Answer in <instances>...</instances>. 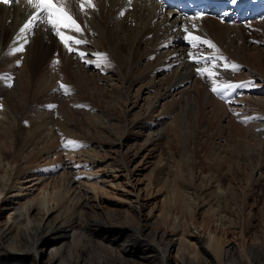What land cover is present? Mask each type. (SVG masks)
I'll list each match as a JSON object with an SVG mask.
<instances>
[{
  "label": "bare ground",
  "instance_id": "bare-ground-1",
  "mask_svg": "<svg viewBox=\"0 0 264 264\" xmlns=\"http://www.w3.org/2000/svg\"><path fill=\"white\" fill-rule=\"evenodd\" d=\"M94 3L96 9L89 8L85 15L80 12L79 0L58 2L59 7L78 20L83 34L60 30L87 41L79 46L70 43L74 49L71 53L51 31V25H46L47 20H34L31 31L19 35V28L35 13V8L27 2L0 4V118L8 128L4 130L0 125V194L11 191L18 195L54 171L46 165L33 167L32 164L54 149L89 155L86 156L87 165L84 162L81 166H67L73 168L62 167L61 179L51 187L46 204L28 205L25 212L16 210L11 221H0V264H264V167L254 168L246 181L231 176L232 179L228 177L224 182L216 179V174L201 175L203 186L193 190L189 187L191 193L182 190L185 182L172 179L159 208L160 218L156 216L153 220L155 205L148 213L144 212L147 203L138 196L140 210L138 206L130 208L114 202L109 196H99L96 185L78 183V187H72L81 176L87 180L96 179V183L105 182L93 170L98 164L107 163L103 169H122L130 174L136 158L148 148L154 149L153 146L169 135L168 128L161 126L164 118L161 116L163 110L158 112L160 104L167 111L180 115V120L174 123L175 136L185 133L189 106L192 101L199 105L201 95L226 115L225 103L208 96V85L199 88L198 82L189 86L191 81L200 78L205 82L209 73H222L227 79L232 76L229 74L246 71L251 82L238 88L236 100L247 105L251 102L264 111L261 95L264 92V44L258 41V37L264 41V20L238 25L210 17L189 20L179 18L173 10H163L153 0H131V5L128 0H94ZM122 11L123 16L120 15ZM181 27L211 40L219 52L207 45L193 47L189 43L184 47L183 37L187 33ZM21 44L23 50L14 51ZM78 51L87 53L85 59L91 63L81 59ZM96 52L106 54L107 62L93 55ZM180 52L185 57H179ZM240 55H245L249 65L238 62ZM208 56L226 59L213 63L205 60ZM197 59L201 61L199 64L193 62ZM232 64L238 65V70L232 69ZM171 67L174 68L172 77L168 78L163 74ZM197 68L203 70L201 74H197ZM68 70H74L75 83L85 87L90 99L102 101L108 92L114 94L116 100L113 101L120 102L125 109L120 121L122 131L114 133V118L107 116L105 111L92 112L90 108L86 111V105L78 104L77 107L71 102L77 94L75 87L70 89V82L65 81ZM53 79H59L61 84L57 86ZM45 83L48 85L41 90L40 86ZM155 89V97L150 95L152 98L145 102V96L149 97V92ZM143 96L146 110L140 108L130 117ZM83 103L88 105V101ZM77 115L82 119L78 120ZM52 123L59 132H51ZM260 124L250 122L249 132L254 127L264 130V117ZM143 134L141 144H135L134 150L120 155L125 140L137 139ZM246 134L245 150L251 152L249 142H257V136L256 133ZM113 147L119 160L107 159ZM237 168L239 171L240 167ZM210 189L213 190L209 192ZM124 192L131 194L129 190ZM195 210L204 216L202 222L209 235L214 234L209 226L215 221L227 225V228L224 226L226 233L238 232L241 241L219 245L214 240L193 237L187 227L195 218ZM230 224L235 231L229 229ZM246 236L251 239L250 243L244 242Z\"/></svg>",
  "mask_w": 264,
  "mask_h": 264
},
{
  "label": "rangeland",
  "instance_id": "rangeland-1",
  "mask_svg": "<svg viewBox=\"0 0 264 264\" xmlns=\"http://www.w3.org/2000/svg\"><path fill=\"white\" fill-rule=\"evenodd\" d=\"M251 32L254 33V29H251ZM258 41H261L260 43L264 44L263 38L258 37ZM179 54H180L179 57L184 56L182 55L183 53L181 52ZM246 59L247 58H245V55L244 56L240 55L238 62L247 66L249 65V61L248 59L247 60ZM173 69L174 68L171 67L170 69L164 71L163 75H166L168 78L172 77L171 71ZM53 71L54 70H51L50 72H53ZM67 72H65L67 76V77L65 76V79H66L65 81L68 80L67 82H70V84H68V87L69 88L71 87L70 89H73V86L75 87L74 89L77 94V97L76 98L74 97L72 99L73 101L71 102L76 104L77 107H78V104L86 105V109H85L86 111L90 109L92 112L97 109L101 111H105L107 113V116L109 115V117L114 118L113 124H115V126L112 125V127L114 128V133L117 134L120 131H122L121 130L122 123L120 121L122 119L121 115L125 112V109L124 107H122L120 102L117 103L113 101L114 94L108 92L106 96L103 95L104 98L101 99L102 101H100L99 99L100 102L92 98L90 99V96L86 94L87 90L85 89V87L82 88L81 84L78 83L79 85L77 86V84L75 83L77 80H75V77H74V73H73L74 70L73 71L68 70ZM229 75H232V76L226 79L224 74L222 73L216 74L215 72V75H213L211 78H213V80L216 81V84L218 83L221 85L225 84L227 81L236 82L238 84L240 83L246 84L247 82H251V80H248V78H251V76H248V73L243 70H241L237 75L236 74H229ZM166 76L164 77L166 78ZM239 77H241L243 81L241 79L239 80ZM200 79L195 82L191 81L189 86L197 85L198 82L200 84L199 88L203 85H208L210 88L207 93L208 96L213 100H216L220 103L222 102L221 104L225 103V107L227 109L225 110L226 115L224 113V110L223 111L221 110L222 113L224 114V116H222L221 111L218 110L221 108L215 105H212V103H208V100L205 101L204 97L201 95L199 96V99H198L199 105L196 106L195 102L192 101V103L189 106V110L187 112V116L185 119L186 126H187V127L185 126V133L182 136L181 135L175 136L173 133L174 123L176 119L177 121L180 120V115L176 114L175 111H172V112L167 111L166 108L162 106V104H160L158 107V112H161L163 110L162 112L163 114L161 113L160 114L164 118L163 123H161V126L163 125L168 128L169 135L166 136V138L159 141L158 142L159 144L157 143L155 146H153L154 149H150L152 152L148 148L149 152L147 150L146 151L147 153L143 152L142 154H140L136 158L135 163L132 165V167H130V170H132L130 174L122 169H119L120 171L118 169L114 170L113 168H108V170L107 169L105 170L103 169V167L107 165V163L98 164L94 167L93 170L97 172L99 176L102 177L101 178L102 180L105 179L106 180L105 182L96 183L97 181L96 179L87 180L85 176L83 177L81 176L80 178H78L79 180L77 182H74L72 187L73 188L78 187V183H83V184L86 183V184L93 185V186L96 185L94 187L96 188V193L99 196H105V197L109 196L110 198L108 197L106 198L111 199L114 202L125 204L129 206L130 208H134V207L137 208L138 201L136 200V196H138L139 199L141 198L142 202L147 203L146 207L144 208V212L148 213L149 211H151L152 206L155 205V208L152 210V215L153 214L154 215L152 216L151 219L153 220L154 218H156V216L157 218H160L159 216L161 215V213H160L159 208L161 206V203L165 199V195H166L165 193H167L168 191L169 185L167 184L170 183L172 179L179 178V180H181L183 183L185 182V185L181 186L182 190H188L189 193L192 192L189 189V187L193 190V189L198 188L199 186H203L202 183L204 182V180L200 178L201 175L205 177L209 174H216L217 176L216 179H219V181L222 180L224 182L225 180L228 179V177L230 179L231 176L235 179L240 178L241 181L243 180L246 181V179L248 180V178L250 179L249 175L250 173H252L254 168L264 167V165L262 166V164H264V130L262 128L254 127V129L249 132L248 124L252 121L255 123L258 122L260 124L261 117L262 118L264 117V111L258 108V106L253 105V103L251 104V102L248 103L249 105L243 102L241 103V101L237 102L236 100L237 96L235 97L236 99L231 100L232 102L231 101L227 102L226 96L233 90L237 89L238 91V88L227 89L224 92L223 90L225 86H221L218 89L223 91V96L225 98H221L220 96H217L216 94L213 96L214 93L211 91V87L213 86L212 84L213 80H210L209 78L208 80H206L207 82L206 81L202 82ZM54 80L56 81V79H53V81ZM164 80L169 81L170 79H164ZM40 83L42 84V82ZM60 84H61L60 80L57 79L56 85L58 86ZM47 85L48 83L43 84V86L41 85L40 89L42 90L43 87ZM215 86L217 87V85ZM81 90H84V91H81ZM156 94H157V91L155 89L149 92V97L144 95L147 99L144 96L142 97V101H140L137 104L136 110L132 112L130 117H132L133 115H136L137 113L135 112H137L138 109L140 108L142 109L145 108L144 110H146V106H144L143 101L146 99L145 102H147L149 98L151 99L152 97H155ZM150 95H152V97H150ZM261 95L264 97V92H261ZM80 100H81L80 103H76V102H79ZM82 101L83 102L85 101L86 103L88 101V105L83 103ZM55 106H57V102L55 103ZM176 110H178V107H176ZM155 114H158V113H155ZM76 117L78 118V120L82 119V117L81 116L79 117V115H77ZM230 123L231 125H229ZM52 124L50 125L51 132H59L56 124L55 125L54 123ZM0 125L4 127V128L2 127L4 130H8L7 126L4 123H2L1 118H0ZM236 125L238 129L241 130L240 132H238V129L236 130L237 128ZM230 126L234 128L230 129ZM246 132H248L249 134L256 133L255 135L257 136L256 138L258 140L257 142H254V141L249 142V144L251 143L249 145L251 152H247L245 150L247 149L246 146H244L245 141H246L245 138H247V136L244 138V136L247 135ZM230 135L233 136L234 139ZM143 137H145L144 134L140 138H137V139L134 137H129L127 140H125L124 147L120 149V152H119L120 155L126 154L125 152H131L132 150H134L136 145L141 144V142L143 141L142 139ZM217 142L219 143L218 146H217ZM221 146L223 150L221 149ZM257 148H259L260 150ZM85 149H88V148H85ZM253 149H257V150L254 151ZM115 150L116 148L113 147V150L110 151L112 153L108 155L110 157L107 159H109L110 161L115 160V159H118V160L120 159L119 158L120 156ZM233 150H234V154H233ZM238 151H241V153ZM72 153L69 154L67 150H64L62 148H60L59 150L54 149L48 154H45V156H43L42 158H38L36 161H34L32 163L34 166L31 164L33 167H35V165L36 167H38L39 165L40 166L46 165V166L54 168V171H51L49 174H47L45 178H43L35 186L31 187L30 185V187L27 190H24L18 193V195L16 192H11V191L10 192L5 191L6 193L4 194L1 193L0 203L2 202L3 206H1V208L3 209L0 211V221H3V222L11 221V219L15 216V213H17L16 210L19 209V210H22V212H25V209L28 205L35 206V205L40 204L43 206L44 204H46L47 201L50 199L49 192H50L51 187L53 185H56L57 182H59V180L61 179V176L63 174L62 167L66 166V168H73L74 166H81V164H83L84 162H86V165L89 163L88 161H86L89 155L85 153L79 154L78 151H75V150H73ZM223 155H226L227 158ZM236 155L237 156L240 155L239 156L240 158L237 157ZM216 156H219V158ZM216 158L221 159V160H216ZM247 159H248V162L246 161ZM168 163L171 165V167L170 165L168 167L167 165ZM236 163L239 166L234 165ZM257 164L260 166H257ZM69 165L73 167L71 166L67 167ZM237 167H240L239 171L237 170L238 169ZM238 172L239 173L241 172V174H238ZM263 174H264V171H263ZM124 190H129L131 194L125 195ZM198 190H200V188ZM212 190L213 189H210L209 192H211ZM152 203H155V204H152ZM157 203L160 205L157 206ZM138 209L139 210L141 209L140 206H138ZM200 214H201V211L198 212L197 210H195V218L193 217L195 220L192 218L191 221H189V225L187 227L190 229V234H192L193 237L200 238V239L214 240V241H217L219 245H222L224 242H227V241H229L230 243H234V244H238L241 241L242 238L240 237L239 233L235 231L234 227L231 226V224L229 226L230 227L229 229L232 231L234 230L235 232L226 233L227 225H222L215 221H212L210 224L211 227L209 226V228L214 231V234L209 235L208 230L206 231V229L204 228V224L202 222V218L204 216L202 217V214L201 215ZM257 224L258 223L256 222L254 225L256 229L258 228ZM244 240H245L244 241L245 243L251 242V239L250 238L248 239L247 236L244 238Z\"/></svg>",
  "mask_w": 264,
  "mask_h": 264
},
{
  "label": "snow or ice",
  "instance_id": "snow-or-ice-1",
  "mask_svg": "<svg viewBox=\"0 0 264 264\" xmlns=\"http://www.w3.org/2000/svg\"><path fill=\"white\" fill-rule=\"evenodd\" d=\"M14 2V0H0V3L3 4H10ZM28 4L33 6L36 11L33 13V16L28 18V20L19 28V35H22L26 32V30L31 31L30 25L34 24V20L39 19L41 21L47 20V23L51 25V31L57 36L61 43L64 44L65 48L71 53L74 51L72 47H70V43H74L75 45L79 46L82 44H86L87 41L83 39L76 38L71 35H67L66 31L68 32H76L79 35L83 34V29L81 27V24L78 22L76 18H74L72 15H70L64 8L58 7V2H63V0H27ZM129 5H131V0H128ZM80 4V12L82 14L87 15L88 9L91 8L92 10L96 9V5L94 3V0H79ZM121 16L124 15V12L122 11L120 13ZM195 19V18H193ZM192 28L195 29L196 25L193 24ZM60 29H64L66 31H61ZM184 32L187 33L183 39L187 42H189L193 47H196L198 45H207L209 48L216 49L217 52H219V49L216 47V45L208 39H203L202 37L198 35H193L191 32H189L187 27H184ZM25 44L28 42L25 39ZM24 48V45L21 44L19 48L14 49V51H22ZM78 56L81 59H85V57L88 55L85 52L78 51ZM93 55H95L98 58H102L104 62H107V56L104 53L96 52ZM189 57H192V53H188ZM225 60L226 58L223 56L220 57H213L208 56L205 58L207 62H215V60ZM86 63H91V61L85 59ZM201 61L197 59L195 63L199 64ZM19 63V61L17 62ZM54 63H58V61H55ZM225 70H227L228 65L225 64ZM232 69L238 70L239 66L236 64L231 65ZM203 70L200 68H197V74H201ZM215 73H209V78H211ZM213 87L211 88V91L215 93L216 95L220 96L221 98H225L223 96V91L219 90L215 84L216 81H212ZM247 85L240 83L233 85L232 83H227L225 86V90L232 89V88H240V87H246ZM61 87H65L64 85H61ZM69 143H73L69 141Z\"/></svg>",
  "mask_w": 264,
  "mask_h": 264
}]
</instances>
